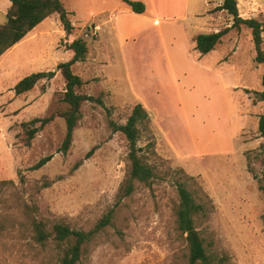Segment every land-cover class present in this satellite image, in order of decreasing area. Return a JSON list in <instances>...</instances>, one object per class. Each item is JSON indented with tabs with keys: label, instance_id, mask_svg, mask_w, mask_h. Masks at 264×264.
<instances>
[{
	"label": "rangeland",
	"instance_id": "1",
	"mask_svg": "<svg viewBox=\"0 0 264 264\" xmlns=\"http://www.w3.org/2000/svg\"><path fill=\"white\" fill-rule=\"evenodd\" d=\"M62 1L72 34L53 13L0 56V264H55L56 251L33 237V219L90 230L111 209L112 223L86 246L85 264H187L175 222L180 181L209 203L198 228L211 249L227 255L226 264H264V194L250 171L264 173L258 132L264 103L247 91L262 89L264 64L255 60L251 29L230 28L216 50L200 54L192 42L197 32L232 25L219 8L223 0H189L187 17V0H142L148 17H137V37L128 41L113 36L109 21L126 6L121 0ZM237 1L242 17L258 18L264 27V0ZM10 5L0 0V23ZM76 38L89 48L86 60L72 66L85 81L81 91L104 92V105H83L67 153L60 151L66 134L60 116L28 146L21 123L65 110L66 82L57 70L23 94L15 85L70 60ZM137 103L151 117L140 144L155 140L150 162L160 178L151 186L137 182L119 199L128 143L110 121L125 123ZM46 155L52 158L33 168Z\"/></svg>",
	"mask_w": 264,
	"mask_h": 264
},
{
	"label": "trees",
	"instance_id": "2",
	"mask_svg": "<svg viewBox=\"0 0 264 264\" xmlns=\"http://www.w3.org/2000/svg\"><path fill=\"white\" fill-rule=\"evenodd\" d=\"M10 1L7 20L0 23V56L23 40L30 31L53 13L58 14L67 34H72L74 30L70 12L62 0ZM121 1L136 13L146 12V5L142 0ZM219 8L231 16L232 25L218 31L197 34L195 36L196 49L201 54H207L217 48L230 28L240 29L242 26H246L252 31L256 50L255 60L257 63L264 64V39L262 36L264 27L262 21L255 17H242L239 13L237 0H223ZM69 48L74 52L70 60L59 62L55 70L33 72L20 79L15 85L16 94H23L32 90L41 80L53 78L57 70L61 72L66 82L63 95V101L67 105L65 110L21 123L23 139L28 146L31 145L32 139L44 126L56 116H60L66 122V134L60 151L67 153L74 140V130L82 117L83 105L90 101L104 105V92H101L97 97L82 92L81 89L84 87L85 81L73 71L72 66L76 62L85 61L87 58L89 48L86 41L83 38H76L69 44ZM247 91L254 94V102L264 103V74L262 76V89ZM110 126L114 132L120 131L128 143V174L119 191V199H122L134 191L137 182L151 186L160 178L156 168L150 162V153L153 152L156 142L151 139L146 145L140 144L144 133L151 131V117L142 103H137L134 106L125 123L118 124L111 120ZM258 132L262 138L260 150L264 151V112L259 116ZM94 149L95 147L86 154V157H89ZM51 158L52 155L42 157L33 168H41ZM79 164L80 162L76 164V167ZM250 171L258 182L259 190L264 194V173L260 175L252 168ZM44 184L48 186L49 182L46 181ZM177 191L179 201L175 208V222L178 232L186 243L187 264H226L227 255H220L211 249L198 228V222L209 217L211 212L209 203L199 201L186 181L178 182ZM113 217L114 209H111L90 230L77 229L64 222L49 223L43 219H33V237L35 241L44 246H51L56 251L58 256L55 264H85L82 258L86 246L101 230L112 223ZM262 218L264 224V213Z\"/></svg>",
	"mask_w": 264,
	"mask_h": 264
},
{
	"label": "crops",
	"instance_id": "3",
	"mask_svg": "<svg viewBox=\"0 0 264 264\" xmlns=\"http://www.w3.org/2000/svg\"><path fill=\"white\" fill-rule=\"evenodd\" d=\"M188 7H189V0L186 1V10H185V14L183 17H187L186 15L188 14ZM119 10V14H117L115 11L112 12V14L109 17V21L114 23L113 26V36L114 37H118V38H122L125 41H128L129 39H134L137 37V17L138 18H147L148 16L145 15V13H136L134 11H132L128 6H119L118 7ZM199 13H195L196 17H200L198 16ZM124 17H131V20L125 23V21L123 20ZM156 21L160 20V17H155ZM133 21H135V23H133ZM199 24V23H198ZM198 29V28H196ZM210 31H203V32H199V33H209ZM198 32L196 33L199 34ZM187 38L189 39V37L191 36V33H186ZM193 43H195V48H196V41L195 39L192 41ZM197 50V49H196ZM216 50V49H214ZM212 50V51H214ZM198 51V50H197ZM212 51H210L207 54H210ZM199 52V51H198ZM201 54V53H200Z\"/></svg>",
	"mask_w": 264,
	"mask_h": 264
},
{
	"label": "built area",
	"instance_id": "4",
	"mask_svg": "<svg viewBox=\"0 0 264 264\" xmlns=\"http://www.w3.org/2000/svg\"><path fill=\"white\" fill-rule=\"evenodd\" d=\"M97 28H100V26H97Z\"/></svg>",
	"mask_w": 264,
	"mask_h": 264
}]
</instances>
